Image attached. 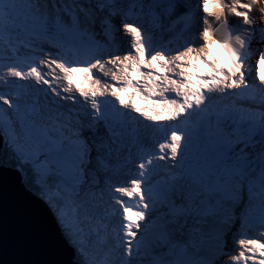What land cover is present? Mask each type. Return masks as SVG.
<instances>
[{
	"label": "snow or ice",
	"instance_id": "obj_1",
	"mask_svg": "<svg viewBox=\"0 0 264 264\" xmlns=\"http://www.w3.org/2000/svg\"><path fill=\"white\" fill-rule=\"evenodd\" d=\"M201 3L198 35L186 37L196 24L189 10L167 28L176 33L177 46L157 48L153 36L129 20L147 16L162 29L179 0H97L95 10L80 0H0V49L10 51L13 61L0 83L34 82L0 93V103L11 110L0 108V138L9 161L30 171L48 197L82 264H133L143 255L151 257L149 264H214L210 247L219 246L237 220L242 237L231 264H264V232L244 235L253 225L264 228V73L257 84L245 70L252 42H264V23L256 25L252 15L259 3L264 21V0ZM229 13L247 26L240 34L233 35ZM117 16L132 37L124 55L109 51L94 31L99 23L111 37ZM221 29L223 37L216 35ZM214 43L228 54V65L207 58ZM22 49L45 58L37 63ZM257 59L264 62V51ZM43 86L51 99L46 95L42 103ZM81 99L92 109L86 125L59 103ZM149 132L153 140L163 137L158 151L147 144ZM129 165H135L131 175L113 189L112 175ZM101 174L122 212L111 204L102 210L104 189L93 190Z\"/></svg>",
	"mask_w": 264,
	"mask_h": 264
},
{
	"label": "bare ground",
	"instance_id": "obj_2",
	"mask_svg": "<svg viewBox=\"0 0 264 264\" xmlns=\"http://www.w3.org/2000/svg\"><path fill=\"white\" fill-rule=\"evenodd\" d=\"M95 1H97V0H95ZM89 2H91V1H89ZM243 2L249 3V2H251V0H243ZM81 3L84 4L85 7H88L89 5H91L94 10H95V6L97 4V3L94 4V2L93 3H86V4L84 2H81ZM49 7H51L50 3H49ZM261 7H262L261 4H259V3L255 4L254 10L252 12V15L256 18L255 19L256 25H261V23H262L261 19H260V13L258 11V9H260ZM189 10L195 14V20H196V24L194 25L193 33H189V34L190 35H193V34L198 35L199 30L204 26L203 25V17L205 15L203 12V9H202L201 0H179V7L177 8L176 12H174L170 18L169 17L164 18V20H163L164 27L162 29L154 28L152 20H151V23L148 22V24H145L144 20L146 19L147 16H137V17L134 16L129 20V22L134 23V25H140L146 33L151 34L153 36V44L156 47V45H162V44L166 43L167 41L172 40V38H174L176 36L175 32H169V31H167V28L171 25L172 21L175 20L178 15H181L184 12L189 11ZM97 16H98V19L103 18V14H101L99 12H97ZM117 18H118V20H116L117 22H115V29L112 33L113 38H114L116 33H119L120 29L121 30L123 29L122 24H121L122 17L117 16ZM228 18H230L231 27H233L235 29L233 35L240 34L241 30L244 27H247V26L242 24V20L240 18H237L230 13L228 14ZM209 21H210L212 27L218 23V21H216L213 17H209ZM96 27L99 30H101V32L103 33V36L105 38H107L106 37L107 35H104V30L99 25V23H97ZM219 33L223 37L225 34L224 29H221L219 31ZM121 34L119 36L118 35L115 36L116 38L111 39V40L113 42H115L114 43L115 45H117V47H115V48H117L115 50L117 52V54L124 55L127 52V50L130 48L132 37L128 33L124 37H123L122 32H121ZM200 43H202V42H198L196 46L198 47ZM261 46H264V42H262L260 44H257L255 40L252 42V55L249 57V59L245 63L247 80L255 82L257 84H259V76L256 75V73L253 71V69H256V71H263L260 67L257 66V63H256V61L258 60L257 57L259 55ZM217 48H218L217 45L211 44V47L207 49V51L209 53L207 58L209 60H215L216 62H219L222 65H225V66L228 65V63H229L228 54L224 51L223 48L220 47L221 50H218ZM253 61H255V62H253ZM105 79L110 80V77H107ZM16 84H17L16 82L10 81V83L7 85L5 84V86L12 87L15 90ZM22 84L27 85L30 83H22ZM54 86H56V85L54 84ZM29 90L31 91V88ZM108 98L113 99L112 97H108ZM39 99H40V97H39ZM40 101L42 103L44 102L41 99H40ZM61 102L66 104V106L72 108L73 114H71V115H72L74 121L79 120L81 123H83L85 125L87 124L88 120L90 119V116L88 115V113H90L92 111V109L90 108V106H84L82 99H81V103L75 104V105H73L71 101H61ZM137 105L140 107H145V104L139 100H137ZM117 106H119V105H117ZM157 110H160V109L157 108ZM61 111H64V110H62V108H61ZM83 114H84V117H81V115H83ZM133 115H138V114L133 113ZM193 118H195V117H193ZM144 123L150 124L151 122L145 121ZM166 123L174 124L175 122L166 121ZM98 131H99V134H103L104 129L101 127V128H99ZM85 134L89 135L90 138L92 137L91 131L88 130L86 127H85V131H84V135ZM148 136H149V138L147 140V144L150 147L156 148L158 150V142H157L158 135L156 136L155 140H153L151 138L150 132L148 133ZM168 163H171V162L169 161ZM161 164L164 165L165 161H161ZM134 167H135V165H129L127 168L122 169L118 174L112 175V179L110 182L113 185V189L115 186H118L122 182H125L126 178L131 175L130 170L133 169ZM98 178L100 179V185L93 190L99 192L100 188L104 189V201H103L102 205L111 204L115 209L122 212V209H119V206L115 205L114 200L110 199L111 193H109L107 187L103 183L105 176L103 174H101ZM153 179H156V177H154ZM115 195L119 196L118 193H116ZM123 199L126 201L128 200L127 197H124ZM132 203H134V201ZM149 212H150L149 219H154L155 213L152 210H149ZM117 219H118V217H115V216L112 217V219H111L112 223H110V224L115 225ZM257 226H259V225H257ZM227 228L232 229V234L229 237H228V235H226ZM227 228L224 230L222 243L219 246L210 247V250L208 252V256L210 259H212L214 261V264H216L215 259L216 260L219 259L220 255H222V257L219 259V262L217 264H231L230 257L234 254H238V252L240 250L239 245L236 243V241L242 237V234L239 230L240 229L239 221L237 220L236 223L230 224ZM149 232H151V229H149ZM251 234H252V232H248V231L246 233H244V235L247 238H257L259 236V234H255L253 236H251ZM140 235H145V233H140ZM262 242H264V241H262ZM222 245H225L226 247L223 248ZM224 249H226V251H224ZM120 251L122 252V249ZM101 255H102V253H101ZM139 261H140L139 257L133 258V264H140ZM249 264H252V262H249Z\"/></svg>",
	"mask_w": 264,
	"mask_h": 264
},
{
	"label": "water",
	"instance_id": "obj_3",
	"mask_svg": "<svg viewBox=\"0 0 264 264\" xmlns=\"http://www.w3.org/2000/svg\"><path fill=\"white\" fill-rule=\"evenodd\" d=\"M21 178L0 165V264H80L53 211Z\"/></svg>",
	"mask_w": 264,
	"mask_h": 264
},
{
	"label": "rangeland",
	"instance_id": "obj_4",
	"mask_svg": "<svg viewBox=\"0 0 264 264\" xmlns=\"http://www.w3.org/2000/svg\"><path fill=\"white\" fill-rule=\"evenodd\" d=\"M81 2H84L85 4L86 3H93L94 2V4L95 3H97V1H95V0H80ZM89 1H91V2H89ZM227 2L228 3H230L231 2V0H227ZM137 17V16H136ZM227 19H228V21H229V26L231 27V23H230V18H228V16H227ZM116 20H118V18L117 17H113L112 18V22H113V24H114V26H115V22H117ZM148 22L149 23H151V19H150V17H146V19L144 20V23L145 24H148ZM262 23H264V21H261ZM261 23V24H262ZM217 27H219V22L217 23V24H215L214 26H213V28H217ZM94 31H95V33H96V39L101 43V44H108L109 45V51H115L117 48H115V47H112V44L113 43H115V42H113L111 39H114V38H116L115 36H119L120 34H121V32L123 33V37L125 36V35H127V33H125L124 32V30L122 29H120L119 30V33H116L115 34V36H114V38H113V35L111 36V37H109V36H106L107 38H105L104 36H103V33L101 32V30H99L96 26H95V28H94ZM122 35V34H121ZM216 35L217 36H219V37H222L221 35H220V33L219 32H217L216 33ZM191 35L189 34V33H187L186 34V37H190ZM104 37V38H103ZM110 41L112 42V43H110ZM172 42L171 43V45H169V42ZM180 43H182V41H180ZM215 45H217V49L218 50H221V48H220V45L219 44H217V43H214ZM115 45V44H114ZM115 46H117V45H115ZM160 46H166V47H171V48H175L176 46H177V40H176V36L174 37V38H172V40H169V41H167L166 43H164V44H162V45H156V47L157 48H159ZM48 51H50V48H49V46L48 45H44V52L45 53H47ZM52 51V53L53 54H55V50H51ZM22 52H26L27 54H29V55H35L36 56V62L37 63H39V60L41 59V58H45L44 57V55L42 54V53H40V52H37V53H32L31 52V50H29V49H22ZM81 59H83V57H81ZM104 59L106 60V59H108V55L107 54H105L104 55ZM12 59H11V53H10V51H8V50H6V49H0V75H3V76H5V77H7V68H8V66H10L11 64H12ZM47 70V68H44V71H46ZM27 69L25 68V71H26ZM57 71H59V70H57ZM10 79V81H13V82H16L17 84H22V83H30V84H33V82H30V81H20V80H18L17 78H9ZM35 87H40V86H35ZM44 87V91L43 92H41V93H39V97H40V99L41 100H43V101H45V96L47 95V97L49 98V99H51V92H50V90H48L47 89V86H43ZM53 87H55L54 86V84H53ZM15 90L12 88V87H7V86H5V84H3V83H0V93H5V94H11L12 92H14ZM59 103H61V104H63V105H65V107H63L62 108V110H64V112L66 113V114H68V110L69 109H72L71 107H68V106H66V104H64L63 102H59ZM0 108H4L5 110H7V111H11V110H9V109H7V106L6 105H3L2 103H0ZM71 114H73L72 113V111H71ZM81 117H84V114L83 115H81ZM85 136L87 137V138H90L89 137V135H86L85 134ZM8 149L4 146V144H3V142H2V147L0 148V165H3V166H6V167H11V168H16L17 170H18V167H17V165H16V163L14 162V161H9V152L7 151ZM20 173H21V180H22V183H24V185H25V187L32 193V194H34L35 196H37L38 198H40L43 202H45L48 206H50V204H49V200H48V197L44 194V191H42L41 190V188H39V187H36V189L35 190H32L31 189V187H29V186H27V185H29V184H34L33 183V178H32V175H31V172L29 171L27 174H25V172L24 171H22V170H18ZM154 180V179H153ZM49 183H51V181H49ZM108 205H101V208H102V210L105 208V207H107ZM53 208V207H52ZM236 215H237V217H238V215H239V212L237 211V213H236ZM112 223V222H111ZM110 227H111V224H110ZM239 229V228H238ZM240 230V232H241V229H239ZM63 232H64V229H63ZM248 232H252V234H251V236H253V235H255V234H260L261 232H264V228H261L260 226H257V225H253L249 230H248ZM150 233V232H149ZM64 234H65V232H64ZM231 234H232V229L231 228H227V230H226V235H228V237L229 236H231ZM242 234V233H241ZM110 242H112V244H115V241L114 240H110ZM68 243L71 245L72 244V242L70 243V241H68ZM223 246V248H225L226 246L225 245H222ZM141 251H143V249L141 250ZM224 251H226V249H224ZM136 257H139L140 258V261H139V263L140 264H149V261H150V259H151V257L150 256H147V255H143V256H136ZM220 258L222 257V255H220L219 256ZM219 258V259H220ZM76 259H77V261L79 262V263H82V261H81V257L79 256V254L78 253H76ZM219 259H215V262H216V264L219 262Z\"/></svg>",
	"mask_w": 264,
	"mask_h": 264
},
{
	"label": "trees",
	"instance_id": "obj_5",
	"mask_svg": "<svg viewBox=\"0 0 264 264\" xmlns=\"http://www.w3.org/2000/svg\"><path fill=\"white\" fill-rule=\"evenodd\" d=\"M8 151V150H7ZM27 186H29V187H31V189L32 190H35L36 189V184H29V185H27ZM52 208V207H51ZM52 210H53V212H55L56 213V211L54 210V208H52ZM65 237H66V235H65ZM66 239H67V241H69V239L66 237ZM80 264H82V263H80Z\"/></svg>",
	"mask_w": 264,
	"mask_h": 264
}]
</instances>
